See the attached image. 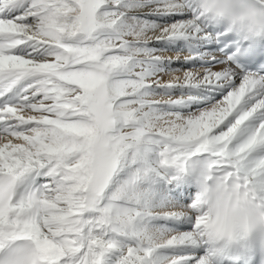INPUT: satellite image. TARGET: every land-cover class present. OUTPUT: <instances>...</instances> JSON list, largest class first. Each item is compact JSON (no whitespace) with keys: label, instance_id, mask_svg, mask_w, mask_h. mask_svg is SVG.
Wrapping results in <instances>:
<instances>
[{"label":"snow or ice","instance_id":"snow-or-ice-1","mask_svg":"<svg viewBox=\"0 0 264 264\" xmlns=\"http://www.w3.org/2000/svg\"><path fill=\"white\" fill-rule=\"evenodd\" d=\"M0 264H264V0H0Z\"/></svg>","mask_w":264,"mask_h":264},{"label":"bare ground","instance_id":"bare-ground-1","mask_svg":"<svg viewBox=\"0 0 264 264\" xmlns=\"http://www.w3.org/2000/svg\"><path fill=\"white\" fill-rule=\"evenodd\" d=\"M182 18L183 17H180V16L177 17V19H182ZM145 19L155 20L158 24H161V25L172 24V23L176 22L171 16H168V15H165V16H149V17H145ZM208 45L209 44L202 45L199 50L201 52L211 53V50L206 49ZM150 46L154 47V48L162 49V52L165 56H169V57L173 58V60H171L170 62L166 60L164 62V65H163L165 68V71L170 72V75H163L162 74V80L165 83H167L171 79V77L174 75H179L182 77L183 73L185 71H189L192 69H199L201 67L207 68V67H209L210 63L212 62V61L207 60V59L198 60V61H185L183 59H175V55H177V54H180L181 56L188 54L189 49L184 45L183 41H177L176 43H171V44L165 43L163 41H160V42L152 41ZM202 63H205V66H201ZM191 66H193V67L191 68ZM213 70L214 71L218 70V67L213 68ZM236 83L238 84L239 80H237ZM156 91L159 93H163L164 90L163 89H156ZM171 94L175 95V96H180L182 94H184V95H188V94L197 95L198 90H191L190 91L188 88H184V89H178L177 88V89H172ZM204 95L207 96L208 98L202 99L199 102L190 104L188 107L181 108L179 110L181 112H183L184 114L195 113V112H197L196 109H197L198 104H202V106H205V107H210L211 104L217 102L218 99H220L222 97L221 92H211V93L205 92ZM188 188H190L191 192L193 194H195V191L193 190V185L188 186ZM180 195L184 198V200H190V197L188 195V190L181 191ZM181 202H183V201H181ZM157 225L158 226L159 225H166L169 228L176 226L174 224V222H171V221L166 222L163 220L157 221Z\"/></svg>","mask_w":264,"mask_h":264},{"label":"rangeland","instance_id":"rangeland-1","mask_svg":"<svg viewBox=\"0 0 264 264\" xmlns=\"http://www.w3.org/2000/svg\"><path fill=\"white\" fill-rule=\"evenodd\" d=\"M192 67H193V66H191V68H192ZM204 107H205V106H202V104H198L196 110H202ZM199 108H200V109H199Z\"/></svg>","mask_w":264,"mask_h":264}]
</instances>
